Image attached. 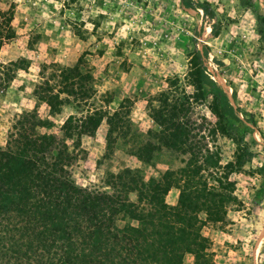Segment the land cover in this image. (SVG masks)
<instances>
[{"label": "rangeland", "instance_id": "obj_1", "mask_svg": "<svg viewBox=\"0 0 264 264\" xmlns=\"http://www.w3.org/2000/svg\"><path fill=\"white\" fill-rule=\"evenodd\" d=\"M202 1L212 20L180 0H0V146L76 189L13 201L62 227L102 222L91 264H122L111 232L173 251L162 264H264V177L236 163L237 142L264 158V2ZM19 251L0 264H26Z\"/></svg>", "mask_w": 264, "mask_h": 264}, {"label": "trees", "instance_id": "obj_2", "mask_svg": "<svg viewBox=\"0 0 264 264\" xmlns=\"http://www.w3.org/2000/svg\"><path fill=\"white\" fill-rule=\"evenodd\" d=\"M180 3L185 8L202 11L203 16L208 20H212L215 17V11L207 1L180 0ZM257 19L260 23H264V15L257 13ZM210 28H214L213 23L210 24ZM206 49L207 47L204 46L205 55H207ZM212 60L216 66H221L223 63L217 58ZM204 70L205 68L203 67ZM200 79L202 82H206L205 85L219 91L218 100L220 101L221 111L226 112L228 115H235L236 119L243 123V119L237 114L238 111L230 104L228 94L222 91L219 84L202 73ZM54 138L47 137L46 140H55ZM22 161L18 160V158H13L10 147L0 146V165L2 167L11 164L18 165L16 167L17 170L15 168H2L0 170L2 171L0 174V251L5 249L13 254H18L19 250H24L22 257L25 256L26 264H91L92 250L98 248V251H100L101 244L105 243L107 245L108 243L109 238L105 239L108 237L106 236V232L109 230L108 227L105 230L106 232L102 234L104 228L103 223L100 221H98L97 226H82L79 223H74V225L66 224L65 227H62L60 223L54 221L46 222L36 218L35 214L30 215L29 213L34 210V202L16 203L13 201L15 198L14 194L28 190L26 194L29 195V198L38 200L40 193L45 191L41 188L45 187L53 192H61L57 190V186L62 185V189L65 192H63L64 199L61 202L66 203L70 201L69 199H71L72 193L76 192V189L70 184L71 182L69 183L68 178L61 180L53 173L41 174L35 172L33 175L23 173L19 167ZM236 163L239 166L249 163L264 177V158L259 153L252 152L243 142H237ZM57 195L58 193L54 197H57ZM78 207H81L80 209L85 208L80 204H75L74 209ZM113 236L116 235L111 232L110 237L113 248L116 249L122 264H162L168 260H170L168 262H172L171 260L176 257L173 251L156 252L152 248L150 251L142 249L139 246L141 243L137 242V238H133L128 234L117 236L119 243L115 244ZM163 242L168 244L169 247L178 243L183 244L182 240L176 237L159 241V243ZM154 243L156 242L152 240L150 245L154 246ZM79 245L87 249L89 246L90 250H81L82 254L78 253L76 248H80ZM26 253H29L30 256H27ZM194 253L198 259L199 252L194 251ZM161 260L163 261L161 262ZM17 262L23 264L24 261L17 260Z\"/></svg>", "mask_w": 264, "mask_h": 264}]
</instances>
